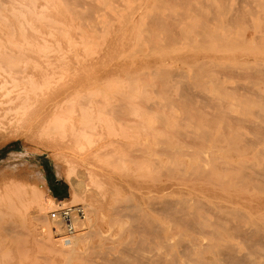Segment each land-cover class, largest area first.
<instances>
[{
    "label": "rangeland",
    "instance_id": "1",
    "mask_svg": "<svg viewBox=\"0 0 264 264\" xmlns=\"http://www.w3.org/2000/svg\"><path fill=\"white\" fill-rule=\"evenodd\" d=\"M85 1L94 3H80H83V12L91 8L88 16L89 11L94 12L85 19L89 59L86 80L81 81L77 73L71 72L72 63H66L67 68L61 62L58 71H53L54 66L52 71L47 70L57 73L53 80L23 82L22 93L39 99V109L32 117L16 110L12 118L20 123L8 126L9 130L6 128L8 131L0 134V264H143L147 255L153 257L152 264H166L168 259H177L180 243L193 242L195 236L196 244H202L201 251L207 243L215 242L214 238L224 239L233 247L236 263L249 258L264 264V240L247 238L234 231L247 218L234 221L227 218L229 221L220 228L216 226L215 213L201 211L207 219L204 230L216 229L205 240L195 234L199 230L195 228L194 216L182 217L174 202L169 203L175 207L172 209L164 200L200 198L199 190L207 182V171L213 163L222 165L223 160L238 158L237 161H254L255 167L264 164V70L261 77L248 69L246 73V67L252 70L258 64L264 66L261 48L264 33L258 32L263 31L258 19L261 16L260 20L264 19L259 11L264 1L129 0L136 10L140 7L135 20L127 14L115 18L114 11L122 9L121 0L119 6L117 0L106 1L110 5L114 3L110 7L103 3L105 0ZM103 4V10L109 8L105 11L111 15V21L105 11L95 7L103 8ZM246 10L254 16L246 15ZM240 14L257 23L256 35V30H252L255 25L249 24L248 17L242 22L238 18L242 17ZM230 18L236 20L235 24ZM237 20L244 25H237ZM245 21H248L247 27ZM238 34L243 36L239 40L247 38L245 43L238 40ZM87 49L93 56L88 57ZM135 50H140L142 58L135 67L144 71L140 72L142 81L138 79L134 83L123 78L120 67ZM236 68L245 69L243 72ZM113 79L117 85H113ZM111 84L118 89H112ZM129 87L132 88L128 90ZM121 108L126 113L119 112ZM221 110L222 117L218 115ZM62 126L79 130L80 138L73 151L75 157L67 167L78 183L76 190L67 180L68 169L63 165L62 156L48 155L60 153L65 146L66 133ZM237 132L242 134L238 143L232 138ZM245 137L250 139L243 141L249 148L241 141ZM216 142H220L218 146ZM236 143L242 152L236 150ZM198 166L200 169H196ZM201 169L207 175L202 176ZM189 173L200 176L193 175L189 181ZM50 175L67 183V199H74L68 206L86 209V220L77 223L73 236L63 229V237L52 238L44 228L43 218L52 223L50 213L66 204H59L60 201L67 200L52 197L47 181ZM184 176L188 182H184ZM200 177L204 182L194 184L192 179L197 182ZM39 186L43 187L44 204L53 206L43 218L37 214V197L26 194L27 189ZM230 212L240 217L238 209L231 208ZM250 218L257 233L260 221L253 212ZM224 226L230 232L222 229ZM62 238L82 240L74 248ZM137 252L144 258H137L140 255ZM218 253L217 258L223 264H236L230 258V250L221 247ZM174 261L178 264V260Z\"/></svg>",
    "mask_w": 264,
    "mask_h": 264
},
{
    "label": "bare ground",
    "instance_id": "2",
    "mask_svg": "<svg viewBox=\"0 0 264 264\" xmlns=\"http://www.w3.org/2000/svg\"><path fill=\"white\" fill-rule=\"evenodd\" d=\"M40 1H42V0H7V1L5 0L4 2L0 1V134L2 132H7L9 130L8 126H14V125L20 123L19 120H14L12 118V114H14V112L16 110L20 109L21 111L24 112L25 115L32 117L34 115V113L39 109V107H38L39 99H34L32 96L27 95L25 93L24 94L22 93V92H24V89L22 87L23 82L29 81V83H30V81H36V82L37 81H45L46 79H50V78H52L51 80H53V78H54L53 75L55 76L57 74L55 72H56L57 67L61 65V62H63L62 64H64V65L66 63H67V65L69 63H72L71 65L73 66V69H72L73 71H71V72L77 73L78 77L81 81L86 80V61L88 58L86 55V46H87L86 45V36H87V33H86V24H85L86 20L85 19L88 17H91V15L94 14V12L89 11L90 16H88L87 11H88V9L91 10V8L85 9L86 13L83 12L84 10L82 11V9H83V3H85V4L87 3V5L88 4L91 5L93 2H91V4H90L89 2H86V1L84 2V0L83 1L61 0V2L57 1V0H43L44 2H40ZM91 1H95V0H91ZM106 1H108V0L103 1V3ZM111 1H113V0H111ZM81 2H83V3L80 5ZM117 2H118L117 6H119L121 4L120 0H117ZM117 2H115V3H117ZM121 2H122V4L120 6H122V9L120 8V10L114 11L115 12V18L121 17L123 14H125V15L127 14L130 16V18L135 20L137 13H139V12H137V10L140 7L137 8V10H136V8L134 6H132V4L129 3V0H121ZM106 3H107L106 4L107 7L113 6V4H114L112 2H111L112 5H110L109 2H106ZM74 4H76V5L79 4L78 6L80 7V9H78L79 8L78 6H77L78 8L75 7L76 5H74ZM104 5L105 4H103L102 7ZM95 7H97V8L99 7L98 11H105V10L109 9V8H106L105 10H103L104 7L103 8H100V6H95ZM260 7L261 8L259 11H260V13H262L264 15V13H263L264 3L263 4L261 3ZM112 9H113V7H112ZM243 10H245V9H243ZM108 11H110V10H108ZM246 11H247V13L245 12V14L247 15L248 10H246ZM105 12H106L105 14L107 15V11H105ZM236 12H235L234 16H236ZM241 12L244 13V11H241ZM257 12L258 11H256L255 13H257ZM250 13H252V12L250 11ZM250 13L248 15L250 17H252L253 13L252 14H250ZM257 14H259V13H257ZM262 14H260V16ZM98 15L101 16L100 14L97 13V16ZM108 15H107V17L111 21L112 17H110L111 16L110 14H108ZM246 15H244L245 19L242 15H241L242 17H238V18H241L242 22H244L243 19L246 20V17H248ZM93 17L94 16H92V18ZM250 17H248V18L251 20L252 18H250ZM261 17H259L258 23H260V21H261V23H264L263 18H262L263 20H260ZM82 18L84 19V21ZM115 18H113V19H115ZM80 20H81V22H80ZM230 20H231V18H230ZM232 20H233V22L236 21L234 19H232ZM232 20H231V22H232ZM237 22H238V20H237ZM242 22H238L237 25L238 24H240V26L244 25V23L241 24ZM247 22L245 23V27L248 26V25H246ZM108 23H109V20H108ZM250 23L254 24V22L252 20H251V22H249V24ZM261 23L259 26H260V28L262 27L263 31L261 29H259L258 32L261 31L264 33V25H262ZM233 24H235V22ZM253 24H252V26L250 25V27H253ZM89 25H90L89 27L91 28L92 25L91 24H89ZM254 25L256 28H253V29L250 27L249 28H250V30L252 29L253 31L256 30L254 32V34H255L257 32L258 26H256L257 23H255ZM94 27L96 28V26H94ZM104 28H106V27H104ZM237 28H238V26H237ZM96 30H95V32H96ZM100 30L98 29L97 31L100 32ZM239 30L241 31V29H239ZM89 31H90V29H89ZM101 32H103V31H101ZM105 32H107V31L105 30ZM261 32H260V34H261ZM263 33H262V36H263ZM239 34H241V33L239 32ZM104 36L106 37V33H105V35H103V37ZM262 36H261V38H262ZM93 37H97V35H95ZM98 37H99V35H98ZM239 37H241V39L243 38V36L239 35L238 40L240 39ZM244 39H245L244 41H242L243 39L239 40V41L245 43L247 38H244ZM255 39H257V38H255ZM102 40H104V39H102ZM253 40H254V38H253ZM262 40H264V39H262ZM100 41H101V39H100ZM87 43H88V45H90L89 42H87ZM93 43H94V41H93ZM252 44H254L252 46H254V48L256 49L257 46H255V42H253ZM106 46L107 45L105 44L104 48ZM262 46H264V42H263ZM262 46H261V48L264 51ZM88 47L91 48V46H88ZM159 49L160 48H158V50ZM93 51H95V50H93ZM87 52H89L88 49H87ZM139 53H140V50L139 51L135 50L131 54H128V56L125 58V60L123 59L125 64H121L122 66L120 67V71L122 70L121 75L127 81L129 80V81H133V82L136 81L137 82L141 79L140 72L143 69L138 68L139 70H137V68L135 67V65L136 64L138 65V62L141 61V59H142L139 57ZM155 53L157 54V52H155ZM89 54H88V57L93 56V55H91L90 52H89ZM156 54H155V56H156ZM59 57H61V58H59ZM88 62H89V59H88ZM26 64L28 65V67H30V71L27 68ZM53 66H54V69L51 68ZM63 68H65V67H63ZM48 69H50V70H48ZM51 69H53V71L55 70V72L54 73L47 72V70L52 71ZM58 69H57V71H58ZM236 69L242 70L244 72L245 68H242V69L236 68ZM236 69H232V70H236ZM247 69H248V72H250V73L254 72L256 75H259L260 73H263L262 70H264V66H262L261 64H258V67L254 66V67H252V70L250 69V67H248V68L246 67V73H247ZM249 69L251 71H249ZM64 71H65V69H64ZM149 71H148V75H150ZM117 72L116 73L118 75L119 71H117ZM143 74H144V72H143ZM56 76H58V75H56ZM60 76L63 77V74L61 75V73H60ZM143 76H146V75H143ZM261 76L262 75L260 74V77ZM78 77H76V78H78ZM257 77H259V76H257ZM59 79H61V78H59ZM124 79H122V80L124 81ZM144 79H146V78H144ZM144 79H143V81H145ZM260 79L261 78H259V80ZM51 80H49V81H51ZM70 80L72 81V79H70ZM116 80H117V78H116ZM116 80L113 79V81H115L113 85L116 84ZM140 81H142V79ZM254 81H257V80H254ZM262 81H264V80H262ZM25 84H26V82H25ZM29 85H27V86H29ZM113 85L111 84V87ZM127 85H128V83H127ZM113 87H112V89H114V90H115V88H117V87H114V88ZM31 88H32V86H31ZM37 88H39V90H40L41 87H37ZM130 88H132V87H129L128 90H130ZM40 91H42V88ZM29 92H30V94H33L32 91H29ZM128 92H126L125 94H127ZM130 92H132V91H130ZM137 93H139V92H137ZM33 95H35V94H33ZM127 96H129V94H127ZM84 97H86V95ZM44 98H49V97H44ZM141 98H144V97H141ZM125 100H127V99H125ZM121 104H123V103H121ZM128 104H129V102H128ZM154 108H155V105L153 106V109ZM161 108H163V107H161ZM118 110H119V112H123V113L125 112V111H123V108L118 109ZM261 111H262V109H261ZM263 111H264V109H263ZM75 112H76L75 114H80L77 111H75ZM222 114H223V111H222L221 115L220 114H218V115L222 117L223 116ZM258 124L260 125L261 123L258 122ZM261 125H260V127H262ZM62 128H63V131L66 133V142H65L64 148L61 149L60 153H48V155L52 158L56 154L62 156L63 165L66 167V169H68L67 167L69 166V161L75 157L73 151L76 150V148H77V144H78L80 135H79L78 129H72L71 127H67V126H62ZM49 130H51V129H49ZM261 130H263V129H261ZM238 132L240 133V131H238ZM238 132L236 133L237 134L236 136L234 135L235 137H232V138H234L233 142L235 140V142L237 141V143H238L237 139L239 138V136L242 135V134L240 135ZM234 134H235V132H234ZM207 139H208V137H207ZM247 139L250 140L247 137H245L242 140L240 138V140L242 141V143L244 145H245V142L247 141ZM243 141H245V142H243ZM219 143L216 142V145L218 146ZM237 143H236V145H237ZM245 146L247 147V145H245ZM235 147H237V149H236L237 151H239L241 149L240 151L242 152V148H240V146L238 147V145H237ZM249 147L250 146H248L247 148H249ZM216 148L214 150L218 149V148L217 149ZM240 155L241 154L238 153L239 157H240ZM245 155L247 156V153ZM263 157H264V154H263ZM251 158L252 157H250V160H251ZM76 159H78V158H76ZM223 159H224V157H223ZM225 159H226V157H225ZM237 159L238 158H234L233 160L229 159L230 160L229 162L223 160L222 165H219L217 162L213 163L211 166V169H208V171H207L208 175L205 174L204 172L202 174V171L204 170V168H203V170L201 169L202 176L203 175L208 176L207 182L205 181L206 184L204 181H202L201 177H200L201 180L199 178H198L199 180L196 178L199 182L198 181L196 182L195 179H192V180H194L193 181L194 184L200 183V181H201V183L204 182V185H206V186H204L202 184V187L199 190V193H202V196L200 198H194V199L193 198H178L177 200L175 199V201L172 200L169 202H167L168 199H164L166 201V203H168V205L170 202H174L173 204H174V206H176L177 210L174 209L173 211L176 210L182 217L192 218L194 216L197 219V222L195 223V228H196V230H199V233H195V234L198 237H201V238L206 240V239H209V236H208L209 233H216V231H215L216 229L209 230V231L204 230V227L206 226V222H207V219L205 218L203 212H201V211H204L205 213L209 212L210 214L211 213L216 214V220H215V222L217 223L216 226H220V228L222 225H225L227 223L226 220H228V219H231L234 221V220H240L241 218H243V219L247 218L248 219V220H246L247 222L244 223L243 225L236 226L234 231H237L239 233V235H242V236L247 237V238L256 237L257 239L264 240V211H261L264 209V164H262V165L258 164L259 166L255 167L253 165L255 163L254 161H253L254 163L253 162L251 163L250 161H246V162L237 161ZM208 163H209V161H208ZM205 165L206 164H204L203 166H205ZM201 166H202V164H201ZM198 168H199V166L196 169H198ZM67 171H68L67 172V180L76 190L78 187V183L74 179H72L71 173L69 172L70 170L68 169ZM174 172H175V170H174ZM198 172H200V170H198ZM189 175H188L189 176L188 178L190 179L189 181H191L190 177H192L193 175H194L193 176L194 178H195V176L196 177L200 176V175L197 176L195 174H192V176H191L190 173H189ZM181 176H183V172H182ZM181 176L179 179L182 180ZM188 178H186L184 182H188V181H186ZM203 179H204V177H203ZM204 180H206V179H204ZM136 181L138 182V180H136ZM192 186H195V185H191L190 187H192ZM195 187H198V185ZM27 190L29 191V193H27V191H26L27 195L31 194V196L35 195L37 197V200H38L37 201V205H38L37 214H38L39 218H43L45 216L47 210H50L53 207V206L51 207L52 204H50V203L44 204L43 187L39 186L35 189L29 188ZM253 190H256L258 192V194L255 195ZM187 192L189 193V190ZM181 194H183V193H181ZM188 195H190V193ZM29 196L30 195H28L27 197H29ZM73 200H74L73 197H71L70 199H67L62 203L70 204V202ZM205 200H207L208 202ZM52 201H54V199H52ZM160 202H162V201H160ZM173 204H171L172 206L169 205L172 209L174 207ZM165 206H167V204ZM127 208H129V207H127ZM231 208L238 209L239 210L238 214H240V217L235 216L232 212H230ZM138 209H140V208H138ZM130 210H131V208H130ZM254 210H256V211H254ZM122 211H123V209H122ZM173 211H170V212H172L173 214H176V212H173ZM95 212H97V211H95ZM252 212L256 214L258 220L260 221V228L257 231V233L254 230L255 225L249 222L251 219L250 217L252 215ZM119 213H121V212H119ZM94 215H96V214H94ZM139 216H141V215H139ZM133 217L134 216H132V218ZM176 217L177 216H175V218ZM44 219H46V218H43L44 228L46 229L47 233L52 238L63 237V228L62 227H60V226L54 227V223H50ZM210 224L213 225L212 222H210ZM222 229H224L226 232H230L229 230L227 231L225 229V226ZM171 232L173 233V231H171ZM214 235L215 234H213V236ZM172 237H173V235H172ZM82 238H72V239L62 238V241L64 243L68 244L69 246H73L75 248L77 245L80 244ZM197 240H198V238L196 236H195V239L193 240V242H191V241L185 242L184 241V243H180L177 240V242H179L181 245V248H179L180 251L178 253V257H177V259L175 258L173 260L168 259L167 261H169V262H167L166 264H175L174 260H178V264H223L221 258L220 259L217 258V255H219L218 252L220 251L221 247L228 249L232 252V255H230L232 257H230V258L236 263V259L234 258L233 247H230V245H227L226 240H224V239L220 240L219 238L216 240L214 238L215 242L207 243L205 245L204 251L200 250V248H201L200 246L202 244L200 246L198 244H196ZM139 243H142V242H139ZM170 245H171V243H170ZM203 247L204 246H202V248ZM230 248H232V249H230ZM144 251H145V253L147 252L146 250L143 249V253H144ZM137 253L140 254L139 252H137ZM146 254H148V253H146ZM206 255H208L210 257H208V256L206 257ZM140 256H141V254L139 256H137V258H139ZM211 256H213V257H211ZM147 257H148V255H147ZM147 257H146V259H144L142 261L143 264H152L153 257H151V258H149V257L147 258ZM140 258H144V257L141 256ZM245 259L244 258L241 259V261H240L241 263L239 262L236 264H263L260 261H257V259H250V260H247L249 258H245Z\"/></svg>",
    "mask_w": 264,
    "mask_h": 264
},
{
    "label": "built area",
    "instance_id": "3",
    "mask_svg": "<svg viewBox=\"0 0 264 264\" xmlns=\"http://www.w3.org/2000/svg\"><path fill=\"white\" fill-rule=\"evenodd\" d=\"M63 201H60L61 204ZM49 220L54 227L60 226L70 236L76 234V225L86 220V209L82 206L59 205V209L50 213Z\"/></svg>",
    "mask_w": 264,
    "mask_h": 264
},
{
    "label": "crops",
    "instance_id": "4",
    "mask_svg": "<svg viewBox=\"0 0 264 264\" xmlns=\"http://www.w3.org/2000/svg\"><path fill=\"white\" fill-rule=\"evenodd\" d=\"M48 188L53 198L57 200L67 199L69 195V187L67 183L57 179L55 175H50L47 178Z\"/></svg>",
    "mask_w": 264,
    "mask_h": 264
}]
</instances>
